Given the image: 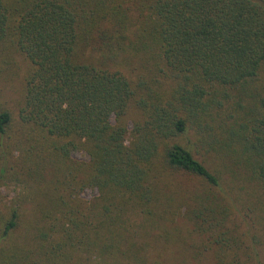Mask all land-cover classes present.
<instances>
[{"label": "trees", "instance_id": "16d2710c", "mask_svg": "<svg viewBox=\"0 0 264 264\" xmlns=\"http://www.w3.org/2000/svg\"><path fill=\"white\" fill-rule=\"evenodd\" d=\"M0 264H264V0H0Z\"/></svg>", "mask_w": 264, "mask_h": 264}, {"label": "rangeland", "instance_id": "374dc122", "mask_svg": "<svg viewBox=\"0 0 264 264\" xmlns=\"http://www.w3.org/2000/svg\"><path fill=\"white\" fill-rule=\"evenodd\" d=\"M73 156L77 159H87V155L86 153H84L83 151H76L73 152ZM5 194H7V192H5ZM97 194V191L94 189H86L82 196L86 199H91L93 196H95ZM12 196V193L9 194V197Z\"/></svg>", "mask_w": 264, "mask_h": 264}]
</instances>
